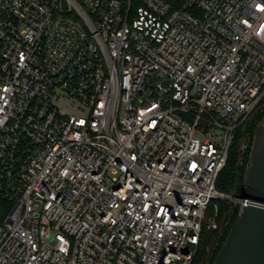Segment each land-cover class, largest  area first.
Listing matches in <instances>:
<instances>
[{"label":"built area","instance_id":"obj_1","mask_svg":"<svg viewBox=\"0 0 264 264\" xmlns=\"http://www.w3.org/2000/svg\"><path fill=\"white\" fill-rule=\"evenodd\" d=\"M263 97L264 0H0V264H202Z\"/></svg>","mask_w":264,"mask_h":264},{"label":"water","instance_id":"obj_2","mask_svg":"<svg viewBox=\"0 0 264 264\" xmlns=\"http://www.w3.org/2000/svg\"><path fill=\"white\" fill-rule=\"evenodd\" d=\"M240 198L242 210L213 264H264V125L254 131Z\"/></svg>","mask_w":264,"mask_h":264},{"label":"trees","instance_id":"obj_3","mask_svg":"<svg viewBox=\"0 0 264 264\" xmlns=\"http://www.w3.org/2000/svg\"><path fill=\"white\" fill-rule=\"evenodd\" d=\"M172 8H180L185 0H165ZM264 115V97L258 107L242 124L236 132L234 141L230 147L225 166L216 180V189L222 193L240 197L243 191L244 173L250 162V149L253 141L254 131L258 121ZM242 144H247L246 150H242ZM219 211L217 221L219 227L215 230L203 228L201 240L197 250L196 261L202 262L211 254L210 264H213L221 246L226 241L235 218L238 215V204L229 201L218 200ZM10 203L0 197V222L9 210ZM212 210H209L211 214Z\"/></svg>","mask_w":264,"mask_h":264},{"label":"flooded vegetation","instance_id":"obj_4","mask_svg":"<svg viewBox=\"0 0 264 264\" xmlns=\"http://www.w3.org/2000/svg\"><path fill=\"white\" fill-rule=\"evenodd\" d=\"M211 254L207 255L204 260H202V264H210Z\"/></svg>","mask_w":264,"mask_h":264}]
</instances>
